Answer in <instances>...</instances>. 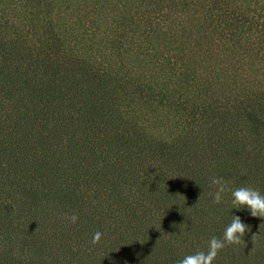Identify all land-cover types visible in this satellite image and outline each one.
<instances>
[{
	"label": "trees",
	"instance_id": "trees-1",
	"mask_svg": "<svg viewBox=\"0 0 264 264\" xmlns=\"http://www.w3.org/2000/svg\"><path fill=\"white\" fill-rule=\"evenodd\" d=\"M0 264H264V0H0Z\"/></svg>",
	"mask_w": 264,
	"mask_h": 264
}]
</instances>
